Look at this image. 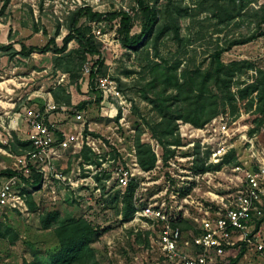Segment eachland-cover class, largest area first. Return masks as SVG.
Here are the masks:
<instances>
[{
  "label": "rangeland",
  "instance_id": "obj_1",
  "mask_svg": "<svg viewBox=\"0 0 264 264\" xmlns=\"http://www.w3.org/2000/svg\"><path fill=\"white\" fill-rule=\"evenodd\" d=\"M144 1L148 6L155 7L162 15L166 0ZM242 1L245 9L241 16L230 23L220 24L212 17L210 6L205 4L201 6L203 0H173L174 5L170 7L179 6L181 11L188 8V16L180 19L178 37H175L171 30L158 40L160 57L151 60L162 64L163 69L179 62L178 74L185 67L190 70L197 68L205 70L212 61L215 50L222 48L226 49L221 55L222 63L246 60L264 70V21L258 24L259 17H255L252 11L264 6V0ZM66 2L67 0H45L41 7L40 0H11L0 14V47L11 46L16 51L20 50L21 45L41 49L52 38L55 39L56 46L60 47L62 38L67 34L65 22L63 24L59 22V17H64L69 9V3ZM135 2L127 0V7L132 8ZM2 5L3 0H0V10ZM113 12L119 11L110 2L102 15ZM262 14L264 10L260 12V15ZM104 19L108 21L105 29L108 40L111 41V35L116 33L114 38L118 37L121 44L119 28L114 29L112 21ZM143 22L142 13L138 10L132 17L131 35L140 33ZM57 24L61 26L58 31ZM88 24L89 21L81 18L77 25L82 26L99 46L106 66L105 75L99 78L112 79L122 98L108 99L99 105H89L84 111L76 112L81 117L80 120L75 118L74 112L63 114L59 111L46 115V118L57 130L82 134L86 131L90 134L89 142L98 154L97 156L87 154L92 164L95 163L97 167L84 168L87 161L80 153L67 151L60 161L59 159L55 161V172L68 174L72 169L74 172L79 169L80 179L76 187H70L50 175L41 183L40 189H33L27 184L21 188L20 193L26 192L25 199L29 201L30 196V201L35 203L39 210L25 212L5 208L1 212L0 230L6 238H0V264H23L24 261L32 260L48 264V256L56 249L57 241L52 229L42 228L40 217L51 207L57 208L60 212V223L69 216H83L97 230L99 235L91 247L100 264H177L164 258L160 251L158 245L160 223L150 221L148 226H144L141 222H133V216L129 221L123 220L120 202L125 188L118 186L113 171L121 167L132 170L136 178L135 183L138 184L133 197V206L136 210L146 205L158 206L164 202L163 210L173 222H177L180 213L181 220L191 227L182 230V242L179 244V249L182 250L186 248L183 241H190L189 232H198L196 228L199 227L203 213L215 212L216 205L214 201L212 203L213 197L210 194L226 200L239 190L241 174L232 172V168L240 162L249 160L248 146L244 144L246 138L232 141L228 151L229 162L218 172H211L209 180L205 178L195 182V187L189 193L188 203L183 202V197L179 194L190 182H194L190 177L191 173H194L192 168L196 165V152L206 167L208 162L206 155L215 141H208L207 145L201 146L202 139L181 137L179 129L187 123L175 120L174 113L169 112L167 119L174 120L176 130L172 137L164 141L165 148H162L149 129L160 122L161 118L145 99L143 92L153 77L150 68H147L149 62L145 59V53L149 52L152 55L154 37L137 51L127 50L121 45H108V42L98 40ZM251 36L253 39L250 42L229 47L231 41ZM77 47L76 41L73 40L68 44L67 50L72 51ZM80 59L79 54H72L74 64L78 65ZM92 60L93 58L90 62ZM76 72L78 76L76 83L72 82L69 76L61 81L63 73L61 70L54 71L52 53L36 51L25 59L21 56L9 58L5 50H0V172L5 169L20 170L18 158L29 149H23L16 143L29 141L28 127L23 120L25 110L31 109L43 114L46 102L49 99L54 102L53 94L58 92L59 87L69 94L71 104L74 106L95 99L89 89L88 76L80 70ZM245 78L246 75L242 74L236 81L240 83ZM173 109L175 107H172ZM219 114L226 113L220 108ZM228 127L231 131L230 117ZM137 136L140 143L147 144L154 150L156 157L155 167L149 172L141 171L140 174L132 165ZM56 138L58 139V136ZM176 139L179 145L166 147ZM258 141H263L261 134H258ZM166 151L173 152V155H169L164 162L163 155H168ZM158 158L160 162H157ZM99 166L104 171L97 172L95 177L99 176L101 180L95 184L89 177ZM237 175L239 179H236ZM4 178L0 175V182ZM195 217L199 219L198 222L193 220ZM258 221L261 223L256 227ZM177 225L181 229L182 223ZM246 232L251 238V243L237 244L227 250L218 264H231L230 261L243 247L245 254L236 264H264V204L262 216L252 218L248 222ZM259 245L262 246L260 250L257 248Z\"/></svg>",
  "mask_w": 264,
  "mask_h": 264
},
{
  "label": "trees",
  "instance_id": "obj_2",
  "mask_svg": "<svg viewBox=\"0 0 264 264\" xmlns=\"http://www.w3.org/2000/svg\"><path fill=\"white\" fill-rule=\"evenodd\" d=\"M10 1L3 0L0 14L8 7ZM44 1L40 0L39 4L41 7ZM135 1L139 6V11L142 13L144 20L140 33L137 35H131L132 18L124 13L113 12L107 15H101L91 13L88 9H80L72 13L68 20H66L64 28L67 34L62 38V45L60 47L56 46L55 39L52 38L41 49L21 45L19 51L14 50L11 46H2L0 50H5L9 58L21 56L25 59L36 51L41 53L50 52L53 54L54 71L61 70V73L67 74L71 81L75 83L78 81L76 71H81L87 55L92 57V70L88 75V79L89 89L95 99L90 102H81L72 107L73 112L84 111L89 105H99L102 100L100 92L95 90V81L100 76L105 75L106 66L99 52V46L96 45L93 37L82 29V26L77 25L78 21L81 18L89 22L99 21L104 18L112 21L115 18H119L118 33L121 36V46L124 49L137 51L154 37L152 55L149 52L145 53V59L149 62L147 68H150L153 77L149 80L147 89H143V92L145 99L152 105L155 113L161 118L160 122L154 126H150L149 129L152 136L162 145V148H165L164 141L168 137H172L176 130V125L173 123L174 120L169 121L167 119L169 112L174 113L175 120H182L195 128H201L215 118L220 113L221 108L225 113H228L231 119V141H235L245 135L249 137L254 134L262 135L264 128V70L246 60L230 62L228 64L222 63L221 55L226 51V49L222 48L215 50L212 61L205 70H201L200 68L190 70L188 67H185L178 74L179 62L167 69H163L164 66H161L162 64L151 60L152 58L160 57L157 42L171 30H173L175 37L179 36L180 19L188 16V8H184L183 11L179 9V6L171 8L170 5H174L172 3L173 0H166V5L162 11V15H160L155 7L148 6L144 0ZM204 4L210 6L212 17L216 18L220 24L234 21L241 16L245 9L242 0H203L201 6ZM263 10L264 6H259L256 10H252L254 12L253 15L259 17L258 24L264 21V14L260 15V12ZM59 26L57 24L56 31L59 30ZM252 39L253 36L233 40L230 42L229 47L246 44ZM73 40L76 41L78 47L75 50L68 51V44ZM73 53L79 54L81 57L78 65L77 63H73ZM242 74L246 75V78L238 83L236 78H239ZM119 89H122L121 84L119 85ZM148 94L151 96L149 97ZM53 99L57 105L64 104L71 106L69 94H66L65 90L61 87H59L57 93L53 94ZM172 107H175V109L172 110ZM57 134L59 139V133ZM85 134H87L86 131ZM16 143L23 149L30 148L29 141H17ZM169 145H179V141L176 139L175 142L168 143L166 147ZM134 147L140 169L144 172L151 171L155 167L156 162L152 148L147 144L140 143L138 136L135 140ZM196 150H198V146ZM14 151L17 153V150L14 149ZM87 153L88 149L83 148L81 155L85 161L90 160ZM196 153V165L192 168L194 174L207 171H219L222 165L228 163L230 160V155H227L222 164L205 167V162L198 158V152ZM166 154L168 155H163L164 162L167 161L169 155H173V152L169 153L166 151ZM15 174H17L15 171L9 169L0 172V175L5 178ZM31 179L32 182L24 181L29 187L40 189L42 176L34 173ZM95 180L99 183L101 179L95 177ZM193 185L194 183L190 182V185L183 189L179 196L184 197L188 195ZM136 189L137 184L130 182L123 193L120 203L122 204L121 215L125 221H129L136 211V208L133 206V197ZM23 194L26 195V192ZM26 203L29 211L35 212L39 210L36 204L30 201V196L29 201L26 198ZM60 219V212L54 207L43 212L40 217L42 228L52 229L57 241L56 249L48 256V264H100L91 247L92 242L99 235L97 230L83 216H69L63 219L61 223ZM176 221L174 222L175 225L182 223L181 232L182 230L191 228L186 222L181 220L180 213ZM260 223L261 221L256 222V227ZM0 238H6V235L1 230ZM244 254L245 248L243 247L237 256L230 261L231 264H236ZM23 264L40 263L32 260L24 261Z\"/></svg>",
  "mask_w": 264,
  "mask_h": 264
},
{
  "label": "built area",
  "instance_id": "obj_3",
  "mask_svg": "<svg viewBox=\"0 0 264 264\" xmlns=\"http://www.w3.org/2000/svg\"><path fill=\"white\" fill-rule=\"evenodd\" d=\"M126 1L127 0H67L66 3H69V9L65 12L64 17H59V22L63 24L72 13L80 9H88L91 13L102 15L104 8L108 6L110 2L116 6L119 12L132 18L134 13L139 10V6L135 2L132 8H128ZM119 20V18L112 20L114 29L117 27L119 28ZM107 23L108 21L102 19L99 21H91L88 25L91 28L92 34L98 40H101L103 43L108 42V45L116 44V46H120L119 38H114L116 33L111 35V41L108 40L105 32ZM91 58L92 57L89 55L86 56L85 63L81 69V72L87 76L92 70L93 60L90 62ZM66 76L68 75L63 73L61 75V81H63ZM95 90L101 94L102 100L100 104L108 99L121 100L122 98L115 82L109 77L97 78ZM73 106L72 104L71 106H66L64 104L57 105L49 99L45 104L43 114H41L40 111H33L31 109L25 110L23 120L28 127L30 148L23 155L19 156L18 162L20 170L15 171L17 174L4 178L3 181L0 182V214L5 208L25 212L28 211L25 199L26 196L20 193V189L26 186L24 180L32 182L31 178L34 173L42 176V183L51 175L70 187L77 186L80 179L78 178L80 176V170L77 169L76 172H74L72 169L68 174L62 172L58 174L55 172V161L58 159L60 161L67 151L80 153L82 157L81 152L83 148L88 149L89 155L97 156L98 152H95V148H93L89 142L88 135L90 134H85V132L83 134L82 132L67 133L62 129L57 130L55 125L46 118V115L58 111L63 114L67 112L71 113L73 112ZM74 114H76L75 118L77 120L81 119L79 114L76 112H74ZM228 119V113L219 114L201 128H195L190 124H186L179 129L181 137L188 136L189 138L194 137L195 139H202L200 141L201 146L207 145L208 141H215L207 154V166L222 164L228 155L232 143ZM57 133H59V139L56 138L58 136ZM262 137V142L258 141V134H254L251 137L245 135L236 139L240 140L246 138L244 144L248 146L247 151L249 159L248 161L246 160L236 164V166L232 168V172L238 175L241 174L239 190L232 194L230 199L226 200L223 197H218V195L214 196L210 194L213 197L212 203L214 201V205H216L215 212L211 214L209 211H205L200 220L197 217L193 219L196 222L199 220V227L196 228L198 232H189L188 236L190 241H183L186 248L182 250L179 249V244L182 242V232L171 218L165 214L163 210L165 206L164 202L158 206L146 205L135 211L133 222H141L144 226H148L150 221L161 224V228L158 232V245L164 258L170 262H177V264H218L227 250L237 244L251 243V238H249L246 232L248 222H250L252 218H259L262 216V206L264 204V128ZM256 144H258V149H256ZM156 148H158V144ZM133 161L132 165L136 168V171H138L137 173H142L137 162L136 152ZM157 162H160L159 158ZM92 167L95 168L97 166L95 163L92 164L90 158V160L85 162L84 168L92 169ZM98 171L102 172L104 170L99 166V168L95 169L90 175L91 177H89L95 184L97 183L95 176ZM211 172L213 171L198 174L191 173L192 176L190 180L194 181L192 182L194 183L192 189L195 187V182L197 183L205 178L209 180L212 175ZM113 174L115 175L118 186H123L125 189L130 182L136 181L130 168H115ZM238 175L236 179H239ZM171 197L174 198L173 195ZM189 198L190 196L188 194L183 197L182 201L188 203ZM151 226H153V224H151ZM148 229H150V227ZM257 248L260 250L262 246L259 245Z\"/></svg>",
  "mask_w": 264,
  "mask_h": 264
}]
</instances>
